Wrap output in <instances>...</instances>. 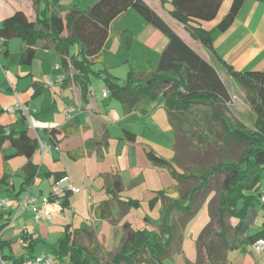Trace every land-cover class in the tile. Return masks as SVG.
<instances>
[{"label": "trees", "instance_id": "16d2710c", "mask_svg": "<svg viewBox=\"0 0 264 264\" xmlns=\"http://www.w3.org/2000/svg\"><path fill=\"white\" fill-rule=\"evenodd\" d=\"M33 2L38 10L35 21L29 20L23 11L18 10L0 24L3 45L11 38H21L22 65H32L39 46L52 49L58 55L65 72V83L79 84L86 97L91 77L97 76L104 80L109 97L118 100L126 113L137 109L142 103L152 104L163 97L164 107L177 137L176 144L185 143L181 140L184 138L206 154L212 149L222 158L199 168L192 166L185 169L182 165L183 171L179 172L173 160L148 152L153 164L166 167L178 183L192 185L176 197L168 195L166 190H160L150 200L151 209L159 199L163 200L160 218L153 222L159 224V233L155 234V231L147 227L134 228L130 222L125 221L122 244L111 259L103 257L105 249L99 247L92 229L86 226L71 229L69 225L56 242L48 243L41 238L26 237L25 253L18 257L3 254V258L10 260L11 264L21 263L26 257L34 256L37 245L43 244L55 260L68 259L71 264H164L165 259L173 253L177 216L185 215L192 219L197 213L198 201L208 198L212 185L220 176L223 178L218 183L216 215L221 227L218 231H210L205 241L204 264H231L229 251L254 245L264 239V226L255 232L251 228L258 213L257 204H261L264 172V68L237 70L214 47L215 36L233 24L245 0H232L228 11L211 30L192 26L191 22L215 19L224 0H170V13L188 28L192 36L213 54L215 60L244 89L254 113L251 128L241 120L233 122L227 117L232 95L214 64L203 59L186 44L144 0H96L87 9H81L76 4L62 8L60 0ZM56 5L65 11L63 16L53 10ZM129 9L135 10L148 24L161 31L168 41L154 69L130 68L126 81L121 83L107 70H95L94 65L102 61L103 47L110 36V24ZM71 45L78 46L77 53H70ZM8 54L6 49L4 55ZM25 120V116L20 115L17 121ZM71 131L73 129L68 126L52 128L51 140L55 143L58 134ZM125 132L128 138H136L133 132ZM4 144L14 149L13 153L4 154L5 160L21 155L29 159L23 168L26 173L23 189L26 190L38 171V166L31 161L34 152L40 147L38 137L31 136L26 128H9L0 124V148ZM231 145L243 147L236 159L229 155ZM7 179L8 174L5 173L0 184L6 183ZM122 185L121 179L117 178L114 191L120 192ZM67 204L65 199L63 205ZM124 204L127 208H138L141 205L134 199L124 201ZM110 211L111 203L107 200L97 209V215L106 218ZM145 219L152 222L148 215ZM228 220H235V223L230 224ZM84 238L90 242V246L85 245ZM3 247L4 243L0 242L2 253ZM201 259L202 255L198 263Z\"/></svg>", "mask_w": 264, "mask_h": 264}, {"label": "crops", "instance_id": "0c3cea01", "mask_svg": "<svg viewBox=\"0 0 264 264\" xmlns=\"http://www.w3.org/2000/svg\"><path fill=\"white\" fill-rule=\"evenodd\" d=\"M95 1L60 0V6L65 8L76 4L81 9H87ZM144 1L164 19L186 44L203 59L214 64L232 95L230 110L233 109L238 95L243 92L246 95L244 89L241 87L231 89L228 86L227 81H234L233 78L223 65L215 60L213 54L192 36L188 28L171 15L170 0L164 2L162 0ZM229 2L230 0H224L220 9L221 12L219 11L215 19L192 21L191 25L202 26L208 30L213 29L228 11L232 0ZM60 6L56 5L53 10L60 12L63 16L65 11L61 10ZM18 10L23 11L31 21H35L37 18L38 10L33 0H0V24ZM167 41L161 31L148 24L135 10L129 9L110 24V36L103 47L101 61L103 66L100 69H105L114 76H116L115 66L118 65L126 67L125 75L130 68L154 69L158 64L161 52L167 45ZM113 45L116 46L117 55L120 56L121 52L124 54L117 58L115 63L109 62L107 56L111 55L107 52L108 47H113ZM214 47L217 53L237 70L263 69L264 0H245L233 24L226 31L215 36ZM22 48L21 38H11L6 45H3V40L0 39V124L7 125L9 128H26L31 136L42 139L46 145L45 152L43 153L39 147L31 158V161L38 166L35 179L30 184L31 194L41 200L42 197L50 194L53 183L57 179H61L64 188L62 202L58 205H50L51 221L55 217L61 216L60 219L63 218L61 221L65 219L66 222L60 231L58 228H55L54 231L52 229L47 230L46 233L35 231V226H38L41 220L51 221H46L42 216L37 222L30 206L19 208V202L25 193L23 184L26 180V173L23 168L29 159L23 155L11 158L7 160L9 163L20 157H24L25 160L21 162L18 170L3 171L4 154L14 152L13 148L4 144L0 148V179L5 173L8 174V179L6 183L0 184V198L6 200L5 205L0 207V242L4 243L3 254L18 257L25 253L24 246L27 245L25 238L30 236L44 239L48 243H54L61 237L67 225L71 229H78L85 226L86 223L92 224L93 217L95 218L94 225L97 226L96 232H94L96 238L102 243L105 241V243L113 245L117 230L120 247L124 238L123 223L125 221L130 222L134 228H137L132 222L134 215L131 216L134 208L143 207L145 201H148V205H150V200L160 190L168 191V195L177 196V194H172L174 192L172 189L179 183L172 182L171 187L162 188L160 174L164 169L170 171L166 167L153 164L148 155V152H153L157 156L173 160V164H177L180 169L176 165L175 168L179 172L183 171V166L178 159V152L175 151L177 137L171 127L168 113H166L168 128H163L164 125H158L159 118L161 117L162 122L164 121L162 117L165 118L164 113L160 110L164 107V98L160 97L152 104L142 103L137 109L126 113L120 102L114 104V101L109 97L110 94L108 96L103 95L104 90L107 89L106 86L101 94L89 86L94 90L88 89L87 95L84 97L79 84L65 83L63 81L65 72L58 55H55L52 49L39 46L32 65L25 67L20 62ZM6 49L9 51L8 56L4 55ZM18 100L29 108V117L24 115L25 122L17 121L19 116L23 115L22 112L14 114L6 112V108L14 105ZM66 109L69 111L66 112ZM245 109L254 114L249 104H246ZM144 110L147 111L144 112ZM155 116L157 120L159 119L158 121L154 120ZM229 116L230 112L227 114L228 118ZM235 116L245 123L240 118L239 113H235ZM63 126H68L73 131L58 134L54 143L50 137V130L52 128L61 129ZM125 130L133 132L136 138L134 140L128 138ZM169 130L175 134V137L171 135L167 146L162 142H157L161 134ZM174 138H176L175 141ZM181 140L185 142L184 138ZM168 146L172 151L166 148ZM38 155L39 161L36 159ZM169 174L171 175V173ZM41 176L47 181L45 186H40L43 183ZM15 178H17L16 181ZM117 178H120L123 184L120 192H115L113 188ZM172 178L176 180L173 176ZM69 186H72L73 190ZM65 199L68 201L67 206L63 205ZM129 199L138 200L141 204L140 207L127 208L124 201ZM107 200L111 203L110 214L106 218H99L97 209ZM162 202L163 200L159 199L153 209L149 206L151 212L158 209L159 216L146 211L142 218L144 224L140 228L147 227L155 231L152 226H159L153 222L160 218ZM14 211L16 212L14 213ZM65 211L69 212L65 217H62L61 214ZM147 215L152 222L145 219ZM112 216L123 219L117 229L115 224L108 222ZM18 219H20L21 224L15 230L16 239L14 240L9 237V231L12 229V224ZM251 228L252 232L256 231L253 227ZM159 231H155V234ZM15 242H20L22 246V252L18 255L15 254ZM107 244L105 246L108 248ZM253 248L254 245L244 246L240 248V253H235L238 257L233 258H230L228 252L230 263L262 264V251L258 252L257 258ZM42 253L51 255L49 249L43 244H39L33 255ZM180 254H183L182 250L172 253L171 258L168 256L164 264H173L174 257L176 258ZM56 262L59 264L57 259ZM195 262L196 260H190L188 264ZM8 263L11 264L10 260Z\"/></svg>", "mask_w": 264, "mask_h": 264}, {"label": "rangeland", "instance_id": "374dc122", "mask_svg": "<svg viewBox=\"0 0 264 264\" xmlns=\"http://www.w3.org/2000/svg\"><path fill=\"white\" fill-rule=\"evenodd\" d=\"M230 2H231V0H230ZM115 47L116 46L113 45V47L109 46L107 49V52H109V54L112 55V56L107 55L109 57V62H111V63H115L117 58L124 55V54H121L122 52L120 53V56L117 55L116 54L117 49H115ZM74 51H75V53H77V51H78L77 45H71L70 46V53L73 54ZM55 55H56V53H55ZM102 66H103V63L97 62L94 65V69L99 70ZM114 70H115L114 72H115L118 80L121 83H124L126 81L127 75H128V71H127L126 75L124 73L126 71V67L124 65H118V66H115ZM111 75H113V74H111ZM227 82H228L227 83L228 86L231 89H233V87L240 88V86L235 81H231V82L227 81ZM90 84H91L90 86H92L100 94L103 91V88L106 86L104 80L97 77V76L91 77V83ZM238 94H239V92H238ZM110 99L114 101V104H115V102L116 103L119 102L118 100H116L114 98H110ZM235 100H236V105L234 106L233 109L230 110V116H229L230 120H232L233 122L236 120H240L235 116V113H239L240 118L245 121V124L250 128L253 127L254 114H252V112H249V110L245 109L246 104H249V103L247 101V98H246V95L244 94V92L240 93ZM160 110L162 113H164L163 115L165 118L162 117V120H164L162 122L161 117H160L159 118L160 121H159L158 125H160V126L164 125L163 128H168L169 123H168V119H167V115H166L167 112H166L164 107L161 108ZM154 120H157L156 116H155ZM171 135H173L175 137V134L173 132H171L170 130L165 131L158 138L159 141H157V142H162L164 145L166 144V146H167V143L169 142ZM175 139L176 138H174V141H175ZM166 148L171 150V148L169 146ZM242 149H243V147L241 145H237V146L231 145L229 147L230 157L235 158V159L238 158ZM175 151L178 152V159L179 160L181 159L180 163L184 166L185 169L190 168L192 166L195 168H199L202 166H208L212 162L222 158L221 155H219L216 151L214 152L212 149H209V151H210L209 154H206L205 151L197 149L187 139H185V143H182V145L179 142L177 144H175ZM1 153H3V151H1ZM36 159L38 161L40 160L39 155L36 157ZM24 160H25L24 157L14 159L10 163L7 160H3L2 161L3 171L12 172V170H18L19 166L22 164L21 162ZM175 165L178 167L177 164H175ZM0 170H1V167H0ZM151 170L157 171L155 169H151ZM162 171L163 172H161L162 174H160V177H159L160 182H161L160 184H161L162 188L171 187L172 182L178 183V181L174 180L172 178V176L169 174L170 172H168L166 169H164ZM222 178H223V176H220L218 179L215 180V183L212 185V192L209 194V196L206 200L198 201L199 205L196 206L197 213L192 219H189V216H185V215L177 216V218H176V237H175V242H174L172 251L174 254V253H177V252L182 250L183 254L176 256V258L174 257L173 264H188V261H190V260H193V261L196 260V262L194 264H204L203 259H206V253H205V249H204L205 241L209 237L210 231H212V230L218 231V230H220V227H221V224L218 220V216L216 215V208L218 206V191H219L218 183L222 180ZM41 179H42L41 181H43V183H41L40 186H42V185L45 186L47 181L43 178V176H41ZM16 180H17V178H15V181ZM191 185H192V183H187L186 185L179 183V184H177V186L174 189H172L176 193L173 192L172 194H174V195L177 194V196H178L180 193H182L186 188L190 187ZM261 185H262V188H264V174H263V180L261 181ZM241 204L242 203H240V205ZM24 207H26V206H24ZM257 208H258V215H257V217H256V219L252 225V227L255 230H257L259 227L264 226V207H262L261 204H257ZM146 211L147 212L150 211L148 201H145V203L143 204V207H140L138 209H135V208L133 209V214H131V216L134 215V216H132L133 217L132 222L135 225V227L140 228L144 224V221L142 218L144 217ZM15 212L16 211H14V213ZM68 212L69 211H65L64 213H62L61 214L62 217H65V215ZM22 213H23V211H22ZM151 213L155 214V216H157V217L159 216L158 209H156V211L154 210ZM60 217L61 216L55 217V219L51 222H45V221L41 220L40 224L38 226H35V231H40L42 233L43 232L46 233L47 230L50 231L52 229L54 231L55 228L56 229L58 228V231H60L63 227V224L66 222L65 219L61 221V219H63V218L60 219ZM94 221H95V218L93 217L92 224L89 223L90 224L89 225L86 223L85 226L89 229H92L94 232H96L97 226L94 225ZM189 221H190V223H189ZM108 222L115 224L116 229H117L121 225V223L123 222V219H121V217L119 219L116 216H112L111 218L108 219ZM228 223H230V224L235 223V220H228ZM20 224H21L20 219L16 220L12 224V226H11L12 229L9 231V237L10 238H12L14 240L16 239L15 230H16V228H18V226ZM152 227L155 231L160 230V226H152ZM184 231H185V233H184ZM117 235H118V232L116 230V232H115L116 240H115V244H113V245L107 244V243H105V241L102 243L97 238L99 247H102L105 249V253H103V257L105 259H111L113 254L118 250L119 240L117 238ZM83 242L85 243L86 246H90V242L88 240H84ZM196 242H197V248H196ZM14 244H15V247H14L15 248V254L18 255L22 252L21 243L15 242ZM106 244L108 245V248L105 246ZM240 248H242V247L235 248V249L229 251L230 258L237 256L236 254L240 253ZM8 250H7V252H8ZM253 251H254L256 257L258 258V252H260V251H257L254 248H253ZM38 252H39V249H38ZM201 255H202V259H201L202 261L200 263H198ZM262 257H263V263L262 264H264V250L262 251ZM168 258H171V256ZM172 258H173V256H172ZM59 264H71V263L69 260H65L64 262L59 261Z\"/></svg>", "mask_w": 264, "mask_h": 264}, {"label": "built area", "instance_id": "2783aa9c", "mask_svg": "<svg viewBox=\"0 0 264 264\" xmlns=\"http://www.w3.org/2000/svg\"><path fill=\"white\" fill-rule=\"evenodd\" d=\"M90 91H93V88H89ZM109 90L106 89L103 92L104 96H108ZM69 109H66V112H68ZM7 113H17L22 112L23 115H25L27 118L29 117V108L22 103L20 100H18L14 105L8 106L6 108ZM40 148L42 149V152H45L46 145L42 141L40 137H38ZM70 189L73 190L72 186H69ZM64 193V188L62 187V180H57L55 183H53L51 187L50 194L48 196L42 197L41 200H39L36 196L31 194V186L27 187L24 193V196L19 202V208L23 206H30L33 213L35 220L37 222L40 221L41 217L44 216V219L46 221L52 220V211L50 208L51 204H61L62 202V195ZM261 204L264 206V188L261 189V196H260ZM6 203V200H3L0 198V207L4 206ZM254 248L257 251H263L264 250V239L258 240L254 244ZM0 264H9L8 261H6L3 258V253L0 249ZM13 264H57L56 260L47 253H42L39 255L34 256H28L26 259L21 263H13Z\"/></svg>", "mask_w": 264, "mask_h": 264}]
</instances>
